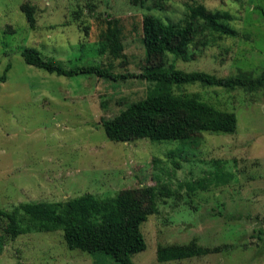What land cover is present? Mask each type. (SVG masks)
I'll return each instance as SVG.
<instances>
[{"label":"rangeland","instance_id":"374dc122","mask_svg":"<svg viewBox=\"0 0 264 264\" xmlns=\"http://www.w3.org/2000/svg\"><path fill=\"white\" fill-rule=\"evenodd\" d=\"M197 4L228 12L236 35L212 33L199 23L191 55L167 54L165 64L217 76L258 75L264 66V0H0V208L16 212L25 229L11 238L0 218V264H119L101 253L70 249L62 231L37 230L15 209L87 192L113 196L143 185L155 186L157 211L140 225L146 247L131 256L134 264H264V85L253 91L199 82L173 87L233 112V133L113 141L100 122L144 97L148 82L56 75L19 54L34 47L64 67L97 64L137 73L148 63L143 15L178 22ZM25 10L32 12L33 27ZM192 239L220 249L157 260L158 245Z\"/></svg>","mask_w":264,"mask_h":264},{"label":"trees","instance_id":"16d2710c","mask_svg":"<svg viewBox=\"0 0 264 264\" xmlns=\"http://www.w3.org/2000/svg\"><path fill=\"white\" fill-rule=\"evenodd\" d=\"M33 27L31 11L25 10ZM228 12L207 10L204 5L188 6L181 21L165 23L153 14H144L141 20V42L148 63L141 71L118 73L97 64H81L64 67L52 58L45 57L34 47L20 50L27 64L56 75H95L112 82L137 78L150 85L144 97L128 103L124 108L100 122L106 136L113 141L127 142L133 139L150 141L192 139L203 132L233 133L236 116L231 111L219 109L195 95L176 93L173 87L195 82L225 88L242 87L253 91L264 85V66L256 76L246 73L217 76L203 70H183L172 63L165 64L167 54L187 59L194 35L203 24L219 35L235 36L236 30L228 24ZM203 43H206L204 41ZM9 64L5 71L8 70ZM5 78V74L1 76ZM157 191L153 185L124 189L113 196L98 197L83 193L59 202H26L17 205L15 211L31 222L37 230L62 231L70 249L88 253H101L119 264H134L131 256L146 247L140 225L150 214L156 213ZM0 218L7 221L5 231L11 238L24 232L16 212L2 210ZM260 235V233L258 232ZM219 246L199 245L196 239L188 244L158 245V261L180 260L218 251Z\"/></svg>","mask_w":264,"mask_h":264}]
</instances>
